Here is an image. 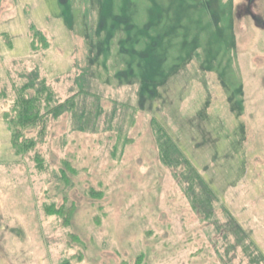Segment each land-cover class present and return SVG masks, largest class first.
<instances>
[{"label":"rangeland","instance_id":"374dc122","mask_svg":"<svg viewBox=\"0 0 264 264\" xmlns=\"http://www.w3.org/2000/svg\"><path fill=\"white\" fill-rule=\"evenodd\" d=\"M0 264H264V0H0Z\"/></svg>","mask_w":264,"mask_h":264},{"label":"trees","instance_id":"16d2710c","mask_svg":"<svg viewBox=\"0 0 264 264\" xmlns=\"http://www.w3.org/2000/svg\"><path fill=\"white\" fill-rule=\"evenodd\" d=\"M44 85L45 84L43 83V86L37 89L35 97L30 99L27 92L31 90L30 88H32V86H30V83L25 84L18 94V99L13 109V116L10 115L9 117H6L5 121L8 123L12 135V148L17 155H22L26 149L30 148V139L25 137V133L31 126L35 125L41 119L42 108L38 105L41 101L40 98L45 95L47 96L46 100L50 102L52 100V92H50ZM74 106L73 103L67 104L63 113L70 109V112L73 113L77 122L86 125L87 122L82 121L85 117L84 115L86 111L80 112ZM59 108L61 107L57 106L52 108L50 113L53 115H61V113H56ZM82 130H84V128H82ZM158 145L161 152V161L165 166L169 168H177L183 164L187 167L189 166V173L184 174L183 179L185 180L184 184L188 188L186 189V193L192 200L194 208L198 210L199 208L210 209L211 207L209 208L207 206L211 205L213 198V201H215V195L210 189L209 184L201 177V175L196 174L193 167L188 165L189 162L178 147L177 143L171 138H161L160 135L158 136ZM196 187H198V193Z\"/></svg>","mask_w":264,"mask_h":264}]
</instances>
